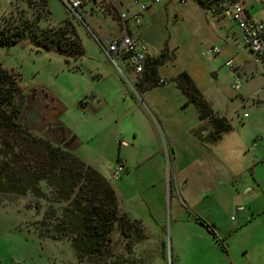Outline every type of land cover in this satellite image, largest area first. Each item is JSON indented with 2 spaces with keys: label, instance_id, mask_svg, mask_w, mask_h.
Returning <instances> with one entry per match:
<instances>
[{
  "label": "rangeland",
  "instance_id": "obj_1",
  "mask_svg": "<svg viewBox=\"0 0 264 264\" xmlns=\"http://www.w3.org/2000/svg\"><path fill=\"white\" fill-rule=\"evenodd\" d=\"M184 2L161 0L142 13L140 27L130 26L151 57L165 56V64L157 71L165 84L139 93L134 85L139 78L131 76L130 82L123 77L115 66L120 65L117 58L112 61L104 51L106 40L121 35L118 12L137 10L130 0L90 2L77 10L79 17L61 0L48 1L49 15L39 27L69 22L84 49L78 61L39 50L27 39L0 46V66L21 77L15 98L21 109L20 124L52 145L73 149L72 154L98 169L118 192L120 212L141 216V208L146 213L142 219L148 221L147 211L153 209L146 201L161 208L164 218L148 221L146 240L136 243L135 235L125 239L114 231L112 256L102 258L111 263L118 257L119 264H138L140 258L144 264H217V252L205 241L190 243L178 226L174 229L176 211L188 217L187 211L195 210L183 204L182 190L194 201L198 189L211 182L227 184L233 173L243 171L250 178L251 161L264 156V67L250 59L248 52L236 54L235 43L242 46L243 42L232 23L222 22L220 27L207 22L196 0ZM245 6L253 20L264 19V0H245ZM21 13L33 14L16 0H0V21ZM227 33L236 34L231 45L221 40ZM213 47L220 54L209 56ZM229 60L235 72L226 66ZM181 72L191 77L215 115L230 125L215 143L205 140L211 128L196 136L202 123L198 111L185 106V97L170 82ZM212 73H217L214 80ZM233 81L240 83L238 91L231 89ZM149 118L155 120L154 130ZM119 141L127 146L120 147ZM118 159L124 173L113 180ZM254 169L264 184V165ZM41 186L49 197V190ZM49 207L47 200L29 195L0 194V264H96L97 260L79 263L70 240L41 234L39 224ZM234 207L229 202L224 208L222 220L228 225L236 223ZM202 229L207 233L205 240L213 241L208 230Z\"/></svg>",
  "mask_w": 264,
  "mask_h": 264
},
{
  "label": "trees",
  "instance_id": "obj_2",
  "mask_svg": "<svg viewBox=\"0 0 264 264\" xmlns=\"http://www.w3.org/2000/svg\"><path fill=\"white\" fill-rule=\"evenodd\" d=\"M16 1L33 14L27 17L21 13L0 21V46L15 45L27 39L39 50L55 52L74 61L82 58L84 49L69 22L55 28L39 27L40 21L49 15V0ZM197 2L202 7L203 1ZM164 64V55L148 57L138 83L134 84L138 93L165 84L157 75ZM20 80L19 73L0 66V194L47 200L50 207L39 224L41 234L56 240H70L79 263L97 260L96 264H119L118 257L112 263L102 259L112 256L114 231L118 230L125 239L135 235L136 243L141 242L146 238L141 223L120 212L114 188L98 171L20 124L21 109L15 100ZM170 82L185 97V106H194L199 120L209 124L207 142L215 143L222 133L230 130V125L215 115L186 72L179 73ZM200 131L197 130L196 136ZM117 163L123 166L121 160ZM42 184L49 190V197ZM52 204L56 206L54 209ZM35 209H39V204ZM197 221L225 250L223 240L216 236L213 228L200 218Z\"/></svg>",
  "mask_w": 264,
  "mask_h": 264
},
{
  "label": "crops",
  "instance_id": "obj_3",
  "mask_svg": "<svg viewBox=\"0 0 264 264\" xmlns=\"http://www.w3.org/2000/svg\"><path fill=\"white\" fill-rule=\"evenodd\" d=\"M119 31L122 35V31ZM130 33L133 36L131 29ZM226 36L228 35L226 34L225 36L221 37V40L224 43ZM115 66L117 68V65ZM122 76L127 78V76L123 74ZM153 121L149 118V122L151 123V126L154 130V124L156 123L154 119ZM199 128L201 132H203L204 130L209 131L210 126L206 121H204L201 123ZM57 146L60 147L61 144H58ZM65 149L67 151H70L71 153H73L74 151L69 147H66ZM251 165L253 167L250 171L253 170V172L250 178L245 177V173L243 171L242 174L233 173V175H231L228 180L230 181V183H228V181L227 184L211 182V185L200 187L198 189L194 201L192 199H189L188 194H185V191L182 190V192L184 193L182 197L183 199H185V202L182 201L183 204L188 203V206L194 208L195 210L189 212V210L187 209V205H185V209L188 210V217L178 216L179 211H176L174 215V229L178 226L182 231V237L185 238V240H189L190 243L195 242L196 239L205 241V244L209 248L214 250V252H217L219 257L218 261H216L217 264H264V184L262 180H260V177L258 178L257 172L254 169L258 166H260L261 168V166L264 165V156H260V158L258 159L257 157H254L251 161ZM95 170L98 171V169ZM234 179L239 183H236ZM184 181L185 180L181 178V182L183 185L185 184ZM151 187H154V185H152ZM221 189L224 192H227L226 196H223V191L220 193ZM115 192L118 198L119 209L122 210L119 204V194L116 190ZM142 202H144V200ZM229 202L235 204L236 209L233 210H235V214L237 217V220L235 218L236 223L230 225H228L227 222H223L222 220L223 217L226 218V216L224 215V208ZM147 203L152 205L153 209L148 210L146 208L148 210V221L157 223L159 219L164 218L161 208L157 207L156 203L146 201L145 204ZM241 204H244L245 206H240ZM239 207H243L242 212H237V208ZM138 211L141 216L143 213H145L141 208ZM193 212L195 214H193ZM141 216H139L138 214H134L133 216L128 215V217H130L131 219L137 220L141 223L143 231L145 233L148 229L146 226L148 221L146 219H142ZM198 218H200L213 228L216 236L219 239L223 240V244L226 247L225 250L222 249L220 244H218L214 240V237L213 241L212 239L211 241L205 240V236L207 233L205 234L203 232L202 227L204 226H202L197 221ZM145 237L146 240V234ZM200 251H203L201 247ZM225 255L227 258L225 257ZM139 262H142V264H144L141 258Z\"/></svg>",
  "mask_w": 264,
  "mask_h": 264
},
{
  "label": "built area",
  "instance_id": "obj_4",
  "mask_svg": "<svg viewBox=\"0 0 264 264\" xmlns=\"http://www.w3.org/2000/svg\"><path fill=\"white\" fill-rule=\"evenodd\" d=\"M65 7L75 15L77 10L90 2H96L97 0H61ZM137 6L135 12H119L118 22L122 35L118 38L106 40L105 53L113 61V57L117 58L118 70L127 78L131 80V76L135 78L140 77L144 71L146 60L149 57V51L147 47L137 41L130 33V26L140 27L141 15L148 10L151 6L158 5L161 0H130ZM199 1V0H196ZM202 9L205 13V19L207 22H215L222 27V22L229 21L239 32L243 45L239 46L235 43L236 54L248 52V57L253 59L255 63L264 67V19L261 21H255L250 16L246 6L245 0H202ZM181 3H185L184 0H180ZM102 13V11H101ZM225 38V45H231L230 41L236 39V34L230 35ZM238 40V36H237ZM236 42V41H234ZM246 50V51H245ZM220 54V49L217 47L211 48L208 55L216 56ZM230 72H235L236 67L233 60H229L226 63ZM163 83V81H161ZM233 91L240 89V83L233 81L231 85ZM264 109V103L261 104ZM247 114H244V118H247ZM121 146H127L125 142L120 143ZM124 172L123 166H118L111 173L113 180L119 179ZM243 207L237 208V212H242ZM234 220V217L231 218Z\"/></svg>",
  "mask_w": 264,
  "mask_h": 264
},
{
  "label": "water",
  "instance_id": "obj_5",
  "mask_svg": "<svg viewBox=\"0 0 264 264\" xmlns=\"http://www.w3.org/2000/svg\"><path fill=\"white\" fill-rule=\"evenodd\" d=\"M216 75H217V73H212L211 74V77H212L213 80L215 79Z\"/></svg>",
  "mask_w": 264,
  "mask_h": 264
}]
</instances>
